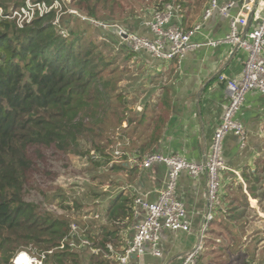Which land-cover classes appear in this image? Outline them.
<instances>
[{
  "label": "trees",
  "instance_id": "1",
  "mask_svg": "<svg viewBox=\"0 0 264 264\" xmlns=\"http://www.w3.org/2000/svg\"><path fill=\"white\" fill-rule=\"evenodd\" d=\"M25 1L0 0V7L10 11L22 7ZM74 2L84 16L94 20L105 18L103 13L110 10L109 16L118 13L127 18L129 14L119 0ZM169 2L164 0L153 9L162 10ZM53 19V15L37 18L24 29L17 28L14 21L0 23V264H11L23 251L44 255V264H117L108 256L107 248H124L121 225L133 223L135 198L117 196L107 213L99 216L100 194L88 187L80 189L79 185L74 189L77 185L70 181L77 176L89 184L93 182L90 177H81L90 173L87 169H79L83 173L76 175L74 157L86 160L98 174L103 170L106 180L116 170L115 160L127 159L125 155L116 157L115 150H128L130 127L144 123L129 92V88L136 90V85L123 83L124 72L90 40V22L69 15L56 26ZM72 21L78 23L71 26ZM122 23L127 25V19ZM61 30L67 32V38L60 35ZM124 48L130 53L128 60L138 54L130 46ZM33 148L52 151L51 158L60 154L62 161L58 158V162H62L61 169L66 173L44 170L43 177L54 182L37 187L38 200L29 201L36 166L29 158ZM36 152L38 159L46 163L45 156ZM77 190H84V197L96 206L93 213H85L84 201L71 196ZM103 195L106 198L107 194ZM228 211L219 205L215 214L227 217ZM232 212L226 224L215 226L214 218L203 244L213 241L219 251L229 253L224 264H264L261 240L248 236L247 211ZM89 215L104 217V223L95 221L86 226L81 219ZM74 224L86 226L80 229L99 250L86 263L81 250L68 246L61 249ZM204 252L196 264H205L209 255Z\"/></svg>",
  "mask_w": 264,
  "mask_h": 264
},
{
  "label": "crops",
  "instance_id": "2",
  "mask_svg": "<svg viewBox=\"0 0 264 264\" xmlns=\"http://www.w3.org/2000/svg\"><path fill=\"white\" fill-rule=\"evenodd\" d=\"M230 1L233 0H221L220 4ZM162 2L164 0H149L147 5L150 8L134 17L124 28L141 37H151L153 8ZM169 3L179 8L175 13V24L184 30L201 26L192 39L201 47L172 62L156 61L146 53L130 58V62L139 67L142 78L134 86V92L138 93L131 94V97L137 102L136 110L143 115L144 123L137 128L136 125L130 127L128 150L117 149L119 156L125 155L127 159L115 160V185L104 184L107 195L99 201L101 216L120 195L151 204L159 199L168 182V168L157 164L151 169H143L141 164L147 156L177 154L189 162L205 163L214 133L230 102L226 81L220 79L242 78L247 52L225 42L230 31L228 18H222L218 13L209 19L204 18L211 0H171ZM245 4L252 7L246 33L256 27L258 15L263 16L264 0L240 1L231 9V15L239 16ZM210 41L219 42V45H207ZM238 120L248 131V144L242 148L239 138L233 134L224 141L226 169L222 173L221 207L227 208L229 215L224 217L217 213L215 226L226 224L232 211L246 210L248 217L252 215L250 219L246 218L249 221L256 214V223L264 220V95L248 93ZM180 176L175 195L185 206L190 232L162 231L161 257L152 255L150 248H146L143 256L134 255L128 264H183L200 244L201 229L209 213L207 176L192 178L185 173ZM133 209V223L121 225L124 246L132 242L135 226L145 218L140 206L135 204ZM90 217L92 222L100 218L98 215ZM101 223H104V217ZM248 236L260 239L261 247L264 246V229L248 232Z\"/></svg>",
  "mask_w": 264,
  "mask_h": 264
},
{
  "label": "built area",
  "instance_id": "3",
  "mask_svg": "<svg viewBox=\"0 0 264 264\" xmlns=\"http://www.w3.org/2000/svg\"><path fill=\"white\" fill-rule=\"evenodd\" d=\"M220 1L211 0L204 18L209 19L214 13H218L222 18L229 19L230 31L225 42L244 50L248 56L242 78L227 79L222 77L220 79L226 81L230 102L222 122L214 133L209 158L205 163L189 162L177 154L164 156L156 153L147 156L142 162V168L146 170L157 164L165 165L168 168V182L156 202L151 204L140 199L135 200V204L144 210L145 218L135 226L132 242L124 246L122 250L119 251L115 246H108V256L117 264H128L134 255L143 256L146 253V248H150L152 255L161 257V233L164 230L190 232L191 227L185 206L175 195L180 175L183 173L192 178L205 175L208 180L209 213L201 229L200 244L183 263L195 264V257L203 247L205 233L215 218V211L221 205L222 173L226 169L223 155L224 141L229 134H233L239 138L242 148H245L248 144V131L238 120V113L243 108L248 93L258 92L264 95V14L263 16L258 15L256 27L245 33V29L249 25L248 15L252 7L248 4L243 5L242 13L234 17L231 15V9L238 2L244 0H233L225 3V5H221ZM178 9L173 4L167 3L162 10H156L152 13L151 37H141L118 26V38L122 41V44L126 43L127 46H130L133 52L149 54L156 61L172 62L183 59L188 52L201 47V45L192 42L194 35L201 29V26L184 30L180 25L175 24L174 18ZM50 15L54 16L52 22L56 26H60L61 20L67 15H74L82 21L90 22L104 30H108L113 26L81 15L77 9L67 6L64 0H53L51 2L26 0L22 7L12 8L10 11L0 7V23L14 21L19 29L29 26L37 18L46 19ZM60 35L64 38L68 37L67 32L64 30L60 31ZM207 45L216 47L219 42L210 41ZM119 155L120 152L117 151L116 156ZM94 244L85 231L74 224L61 249H64L65 246H68L71 250L85 248L91 250L92 254H97L99 250L95 248ZM22 255L29 258L31 264H44V255L38 256L33 251L20 252L11 264H22L20 262Z\"/></svg>",
  "mask_w": 264,
  "mask_h": 264
},
{
  "label": "rangeland",
  "instance_id": "4",
  "mask_svg": "<svg viewBox=\"0 0 264 264\" xmlns=\"http://www.w3.org/2000/svg\"><path fill=\"white\" fill-rule=\"evenodd\" d=\"M67 3V6H70L73 9H77L76 6L74 5V1L75 0H64ZM120 2L123 3V5L125 4V8L127 10V13L129 12L127 18H123V16H119V14L117 13L116 16H109L110 11H105L103 13L104 17H99L100 19H97L95 21H99L101 23L107 24V25H113L111 28H108V30H104L101 28L96 27L95 25H93L92 23L89 24V28L91 29L89 38L90 40H93L101 49V51L103 52L104 56L107 57L108 59L112 60L114 63H116V66L118 67V70H122L124 73L121 74V79H123V83H129V82H134L133 84H135L136 82H140L142 80L141 78V74H140V69H137L139 67H136L131 61V59H127L128 56L130 55V53H128V51L126 50L125 47H127V44H121L120 39L116 38L118 37V26L120 27H125L126 25L123 24L122 22H124L126 19L128 22H132V19H134V17H138L139 14L142 13L143 10H146L147 8H150L147 3L149 2V0H119ZM131 2H134V5H132ZM138 2H144L145 5H147L148 7H146L145 5H141V3ZM143 4V3H142ZM151 6V5H150ZM78 10V9H77ZM79 11V10H78ZM81 15H84L81 11H79ZM134 15V16H133ZM69 16V15H67ZM74 16V15H72ZM76 17V16H74ZM129 17V18H128ZM79 19V18H78ZM81 20V19H79ZM131 20V21H130ZM82 21V20H81ZM84 22V21H83ZM48 23V22H47ZM77 21H72L71 26H74L75 24H77ZM82 24V23H80ZM127 24V23H126ZM125 25V26H124ZM81 26V25H80ZM87 28V29H89ZM116 35V36H115ZM119 39V41L117 40ZM131 64V66H130ZM128 66H130L128 68ZM127 69V70H126ZM125 85V84H124ZM129 92L130 95L131 94H137L134 92L133 89L129 88ZM83 149H86L85 144H83ZM36 150L38 152H41L45 158L47 159V162H43L40 161V159H38V154L36 152ZM118 150H115V155L117 153ZM119 152V151H118ZM51 153H53L52 151H45V149L41 150V149H37V148H33L29 151V158L31 160H35V169L31 175V179H33V183H32V188L33 190L31 191V194L29 196V201H34V200H38V191H37V187H45L51 183H53L54 181L50 180V179H46L43 177V173L44 170H54L57 172H61L62 174H65L66 172L63 171L61 169L62 166V162H58V158L61 159L62 156L60 154H58L56 157L51 158ZM74 164L76 166L75 173L76 175H79L81 172L83 173V171L79 172V169L81 170H86V172H90V173H86V175H81L82 178H86V177H90L92 179V184H89L88 182H84V180L77 178V176H74L73 181H70V184L75 183L77 186L74 189H78V185L81 188H91L93 191L98 192L100 194V200H103L105 197H103L106 192H105V186L104 184H111L112 181L115 177V172L111 174H109V178L108 180L104 179L105 175H104V171L101 170L100 173L98 174V171H92V168L90 167V165L88 166L86 160H83L81 158H76L74 157ZM62 161V159H61ZM92 171V172H91ZM103 181V183H101ZM85 191L84 190H77L76 193L71 194V196L73 198L76 199H80L84 201V205L85 208L83 209V211L85 213H93L96 210V206L95 205H91V201L89 198H85ZM97 211H99V208H97ZM64 213L67 214V210L64 211ZM97 214H99L97 212ZM100 215V214H99ZM252 215H250V217H248V219L251 218ZM254 216L256 217V214H254ZM253 217V221H250L249 224L250 226L248 227V231L251 233L255 232V230H263L264 229V220L260 221L259 223H256L257 218ZM91 217L90 215L88 217H85L84 219H81L84 223H86V226L89 225V223L92 222V220H89ZM101 218L97 219L96 222L101 223ZM246 219V220H248ZM80 223H83L81 222ZM241 221H239L240 223ZM95 223V221L92 222V224ZM81 226H84L83 224H81ZM80 226V228L82 229V227ZM86 226L85 229H86ZM216 240H222L219 239L218 237H214ZM256 242V240L252 241L251 246L254 245ZM205 244H203L202 249L197 253V256L195 257V264L198 261L200 255L203 254V252L206 255H209L208 259L205 261V264H219L218 262H221V264H224L223 262H225L227 259L230 258V254L229 253H223L221 251H219V247L217 246V244H215V242H207V244L204 246ZM81 250V252H79L80 254H82L83 256V261L84 263H86L89 258L90 255L92 254L91 250L89 249H85V248H81L79 249ZM207 251V252H206ZM219 251V252H218ZM262 254L264 255V250L261 251ZM35 253V252H34ZM224 260V261H223ZM232 264H238L233 262Z\"/></svg>",
  "mask_w": 264,
  "mask_h": 264
},
{
  "label": "bare ground",
  "instance_id": "5",
  "mask_svg": "<svg viewBox=\"0 0 264 264\" xmlns=\"http://www.w3.org/2000/svg\"><path fill=\"white\" fill-rule=\"evenodd\" d=\"M20 262H21L22 264H24V263L31 264V262L29 261V258H27L25 255H22V256H21V260H20Z\"/></svg>",
  "mask_w": 264,
  "mask_h": 264
}]
</instances>
